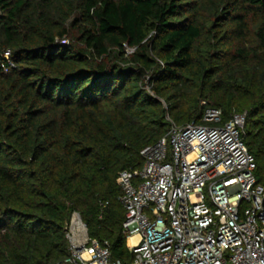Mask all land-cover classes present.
<instances>
[{
	"label": "trees",
	"instance_id": "1",
	"mask_svg": "<svg viewBox=\"0 0 264 264\" xmlns=\"http://www.w3.org/2000/svg\"><path fill=\"white\" fill-rule=\"evenodd\" d=\"M210 108L262 183L264 0H0V264H64L75 212L130 262L119 175Z\"/></svg>",
	"mask_w": 264,
	"mask_h": 264
},
{
	"label": "built area",
	"instance_id": "2",
	"mask_svg": "<svg viewBox=\"0 0 264 264\" xmlns=\"http://www.w3.org/2000/svg\"><path fill=\"white\" fill-rule=\"evenodd\" d=\"M4 59L12 66L9 52ZM169 122L141 152L142 169L118 178L132 260L115 261L108 242L90 241L75 212L64 264H264V181L243 138L246 113L223 124L210 108L200 123Z\"/></svg>",
	"mask_w": 264,
	"mask_h": 264
},
{
	"label": "bare ground",
	"instance_id": "3",
	"mask_svg": "<svg viewBox=\"0 0 264 264\" xmlns=\"http://www.w3.org/2000/svg\"><path fill=\"white\" fill-rule=\"evenodd\" d=\"M138 239H139L138 237H131L130 241H129L130 245H133V244L137 243Z\"/></svg>",
	"mask_w": 264,
	"mask_h": 264
}]
</instances>
